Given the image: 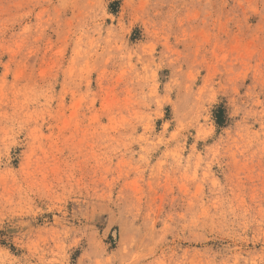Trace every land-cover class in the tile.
I'll use <instances>...</instances> for the list:
<instances>
[{
	"label": "rangeland",
	"instance_id": "1",
	"mask_svg": "<svg viewBox=\"0 0 264 264\" xmlns=\"http://www.w3.org/2000/svg\"><path fill=\"white\" fill-rule=\"evenodd\" d=\"M0 264H264V0H0Z\"/></svg>",
	"mask_w": 264,
	"mask_h": 264
},
{
	"label": "trees",
	"instance_id": "2",
	"mask_svg": "<svg viewBox=\"0 0 264 264\" xmlns=\"http://www.w3.org/2000/svg\"><path fill=\"white\" fill-rule=\"evenodd\" d=\"M219 110H220V108H219ZM216 112H218V109H217V111Z\"/></svg>",
	"mask_w": 264,
	"mask_h": 264
}]
</instances>
